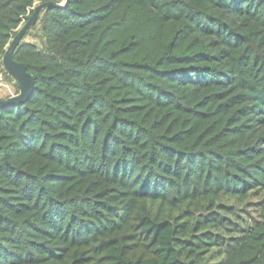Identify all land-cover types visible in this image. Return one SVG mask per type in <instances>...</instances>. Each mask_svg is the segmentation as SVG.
Instances as JSON below:
<instances>
[{"label": "trees", "instance_id": "16d2710c", "mask_svg": "<svg viewBox=\"0 0 264 264\" xmlns=\"http://www.w3.org/2000/svg\"><path fill=\"white\" fill-rule=\"evenodd\" d=\"M42 1L0 0L11 79ZM36 24L12 54L33 89L0 106V264H264V0H66ZM258 193L252 222L220 201Z\"/></svg>", "mask_w": 264, "mask_h": 264}, {"label": "water", "instance_id": "95a60500", "mask_svg": "<svg viewBox=\"0 0 264 264\" xmlns=\"http://www.w3.org/2000/svg\"><path fill=\"white\" fill-rule=\"evenodd\" d=\"M65 1L66 0H62L60 3L54 1L37 2L34 6L33 12L27 20L19 26L16 33L10 39L2 54L1 63L7 73L13 78V84L17 87V92L6 98H0V106L12 103H21L30 95L34 85L33 76L27 71L24 63L16 61L12 54L25 33L37 21L39 13L47 7L62 6Z\"/></svg>", "mask_w": 264, "mask_h": 264}, {"label": "rangeland", "instance_id": "374dc122", "mask_svg": "<svg viewBox=\"0 0 264 264\" xmlns=\"http://www.w3.org/2000/svg\"><path fill=\"white\" fill-rule=\"evenodd\" d=\"M37 27L38 25L36 24L27 31V34L24 37V41L34 42L38 45H41L40 33ZM15 93L16 88L13 84V78L11 79L4 73L3 70H0V98H6ZM262 195L263 193L252 194L244 202L239 200L238 198L226 196L221 197L220 201L229 205L231 204L232 209L236 212L237 215H239V219H242V221L246 219V221L252 222L255 218H257V209L255 201L259 200ZM207 255L210 261L217 262L223 258L224 254L222 249L216 247L211 248L210 252L207 253Z\"/></svg>", "mask_w": 264, "mask_h": 264}]
</instances>
